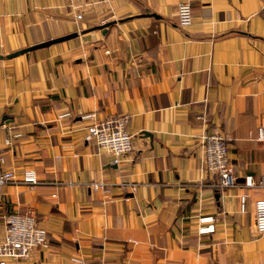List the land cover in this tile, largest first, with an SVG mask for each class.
<instances>
[{
	"label": "crops",
	"instance_id": "obj_1",
	"mask_svg": "<svg viewBox=\"0 0 264 264\" xmlns=\"http://www.w3.org/2000/svg\"><path fill=\"white\" fill-rule=\"evenodd\" d=\"M0 54L1 167L39 176L2 187L0 241L15 210H33L50 239L8 264H264V186L244 185L264 177V0H102L79 20L67 0H0ZM119 113L134 147L115 163L85 134ZM214 127L234 186L214 187L205 166L201 136ZM210 213L216 230L199 234Z\"/></svg>",
	"mask_w": 264,
	"mask_h": 264
},
{
	"label": "built area",
	"instance_id": "obj_2",
	"mask_svg": "<svg viewBox=\"0 0 264 264\" xmlns=\"http://www.w3.org/2000/svg\"><path fill=\"white\" fill-rule=\"evenodd\" d=\"M102 0H67L71 12L76 19L84 17V13L96 3ZM178 23L188 26L194 20V13L190 1H182L178 8ZM95 115L85 114V117ZM71 116L70 111L61 112L59 119ZM131 119L130 113L109 114L103 118H96L87 125L85 139L94 141L100 148L108 150L114 156L113 161L119 163L123 155L130 152L133 145V134L128 128ZM16 135H20L17 133ZM264 137V128L259 129L258 138ZM5 144L11 145L12 138H5ZM201 145L204 151V163L208 171L218 175V179L212 183L216 188L230 187L237 184L234 168L229 158V145L226 136L218 127L204 132L201 136ZM4 155L0 151V199L2 187L8 183L21 180L30 185L39 183L37 169L34 166H26L20 177L14 169H3ZM244 185L248 187L264 186V177L255 178L248 174L244 178ZM100 183H95V187ZM246 194L242 195V201ZM255 225L259 232L264 233V197L255 201ZM217 228V217L214 214H201L198 217V233H212ZM48 230L40 225L36 213L33 210L10 212L6 218L5 236L0 241V264H8L11 258H27L32 250L40 245L49 244ZM76 262H82L81 258L72 257ZM83 264H107L105 262Z\"/></svg>",
	"mask_w": 264,
	"mask_h": 264
},
{
	"label": "water",
	"instance_id": "obj_3",
	"mask_svg": "<svg viewBox=\"0 0 264 264\" xmlns=\"http://www.w3.org/2000/svg\"><path fill=\"white\" fill-rule=\"evenodd\" d=\"M109 24H111V22H108V23H104V24H99L96 26V28H103V27H106L108 26ZM78 31H75V32H71L69 34H65L63 36H59L57 38H52V39H49L47 41H43V42H40V43H37V44H34L32 46H29V47H26V48H22L20 50H17L15 52H13L11 55H16V54H20V53H23L25 51H29L31 49H34V48H37V47H40V46H46V45H50L51 43H54V42H57V41H62V40H65V39H68V38H71V37H74L76 35H78ZM0 57H3L2 54H0Z\"/></svg>",
	"mask_w": 264,
	"mask_h": 264
}]
</instances>
